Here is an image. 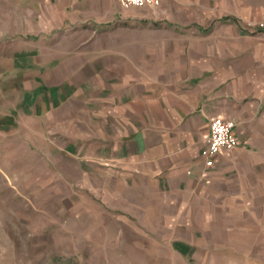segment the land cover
Here are the masks:
<instances>
[{"label":"crops","instance_id":"0c3cea01","mask_svg":"<svg viewBox=\"0 0 264 264\" xmlns=\"http://www.w3.org/2000/svg\"><path fill=\"white\" fill-rule=\"evenodd\" d=\"M16 2L26 31L84 51L55 122L76 185L62 200L77 221L62 226L78 240L68 256L264 264V0ZM213 119L233 122L237 145L204 166Z\"/></svg>","mask_w":264,"mask_h":264},{"label":"rangeland","instance_id":"374dc122","mask_svg":"<svg viewBox=\"0 0 264 264\" xmlns=\"http://www.w3.org/2000/svg\"><path fill=\"white\" fill-rule=\"evenodd\" d=\"M1 2L0 264H97L68 256L78 240L73 233L63 239L62 226L74 231L77 221L62 217V200L76 185L63 184L55 135V122L82 79L84 51H70L77 40L26 31L16 0Z\"/></svg>","mask_w":264,"mask_h":264},{"label":"built area","instance_id":"2783aa9c","mask_svg":"<svg viewBox=\"0 0 264 264\" xmlns=\"http://www.w3.org/2000/svg\"><path fill=\"white\" fill-rule=\"evenodd\" d=\"M114 2L123 8H153L158 5V0H114ZM207 146L200 152V158L203 159L204 166H210L212 157L220 150L230 151L237 145L233 137V122L213 119L208 122Z\"/></svg>","mask_w":264,"mask_h":264}]
</instances>
